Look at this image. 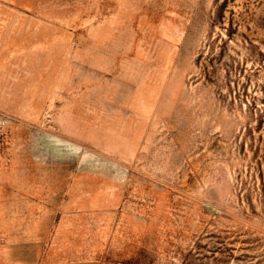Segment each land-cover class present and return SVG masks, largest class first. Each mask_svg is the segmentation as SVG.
<instances>
[{
  "label": "rangeland",
  "instance_id": "1",
  "mask_svg": "<svg viewBox=\"0 0 264 264\" xmlns=\"http://www.w3.org/2000/svg\"><path fill=\"white\" fill-rule=\"evenodd\" d=\"M264 264V0H0V264Z\"/></svg>",
  "mask_w": 264,
  "mask_h": 264
},
{
  "label": "crops",
  "instance_id": "2",
  "mask_svg": "<svg viewBox=\"0 0 264 264\" xmlns=\"http://www.w3.org/2000/svg\"><path fill=\"white\" fill-rule=\"evenodd\" d=\"M6 264H13L14 261L13 260H5Z\"/></svg>",
  "mask_w": 264,
  "mask_h": 264
}]
</instances>
